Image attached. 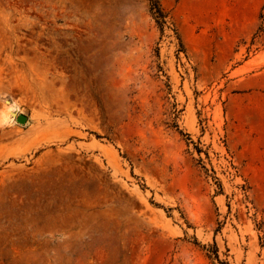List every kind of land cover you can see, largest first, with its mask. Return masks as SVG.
<instances>
[{"label":"rangeland","instance_id":"1","mask_svg":"<svg viewBox=\"0 0 264 264\" xmlns=\"http://www.w3.org/2000/svg\"><path fill=\"white\" fill-rule=\"evenodd\" d=\"M0 93V264H264V0H0Z\"/></svg>","mask_w":264,"mask_h":264},{"label":"clouds","instance_id":"2","mask_svg":"<svg viewBox=\"0 0 264 264\" xmlns=\"http://www.w3.org/2000/svg\"><path fill=\"white\" fill-rule=\"evenodd\" d=\"M0 104L4 105L5 110H0V127L9 126L16 120V115L22 112L19 103L7 98V93H0Z\"/></svg>","mask_w":264,"mask_h":264},{"label":"trees","instance_id":"3","mask_svg":"<svg viewBox=\"0 0 264 264\" xmlns=\"http://www.w3.org/2000/svg\"><path fill=\"white\" fill-rule=\"evenodd\" d=\"M154 9L157 10L158 12V23L161 25V26H164L166 24L165 22V16L163 14V12L161 11L160 7H159V4L158 2H154Z\"/></svg>","mask_w":264,"mask_h":264},{"label":"water","instance_id":"4","mask_svg":"<svg viewBox=\"0 0 264 264\" xmlns=\"http://www.w3.org/2000/svg\"><path fill=\"white\" fill-rule=\"evenodd\" d=\"M25 121H26V118H24V117H20V118H19V122H20V123H25Z\"/></svg>","mask_w":264,"mask_h":264}]
</instances>
